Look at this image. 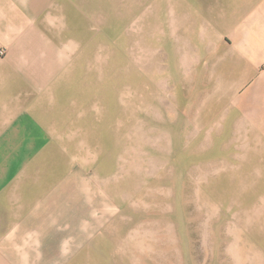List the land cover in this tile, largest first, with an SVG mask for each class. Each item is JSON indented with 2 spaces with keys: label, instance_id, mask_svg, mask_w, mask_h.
Returning <instances> with one entry per match:
<instances>
[{
  "label": "rangeland",
  "instance_id": "rangeland-1",
  "mask_svg": "<svg viewBox=\"0 0 264 264\" xmlns=\"http://www.w3.org/2000/svg\"><path fill=\"white\" fill-rule=\"evenodd\" d=\"M133 13L88 22L92 67L62 103L76 177L44 214L60 246L39 263L264 264V148L231 147L203 70L175 60L166 21Z\"/></svg>",
  "mask_w": 264,
  "mask_h": 264
},
{
  "label": "crops",
  "instance_id": "crops-1",
  "mask_svg": "<svg viewBox=\"0 0 264 264\" xmlns=\"http://www.w3.org/2000/svg\"><path fill=\"white\" fill-rule=\"evenodd\" d=\"M126 10L166 21L175 60L203 70L221 131L222 102L231 111V147L264 148V0H0V264H44L47 246H60L44 214L62 208V181L76 177L62 153L76 117L62 103L92 67L91 22Z\"/></svg>",
  "mask_w": 264,
  "mask_h": 264
}]
</instances>
